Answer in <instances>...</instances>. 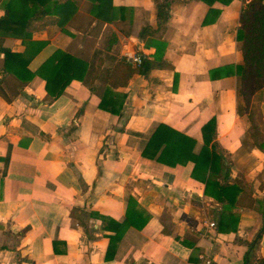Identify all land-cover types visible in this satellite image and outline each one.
<instances>
[{
	"label": "crops",
	"instance_id": "obj_1",
	"mask_svg": "<svg viewBox=\"0 0 264 264\" xmlns=\"http://www.w3.org/2000/svg\"><path fill=\"white\" fill-rule=\"evenodd\" d=\"M72 1L78 7L64 26L47 25L26 40L0 33V264H258L264 149L249 114L239 111L241 77L231 71L243 63L237 40L243 0L215 3L221 13L210 24L203 23L205 3L174 1L162 34L172 67L112 88L127 95L121 116L100 108L110 86L96 78L94 56L104 64L138 53L153 59L156 49L146 45L153 38L140 35L157 28L156 4L112 0L124 8L123 18L108 23L92 14L91 0ZM106 30L113 35L104 46ZM5 48L30 57L33 72L57 50L90 67L85 81L53 98L39 75L24 84L4 71ZM260 111L264 122V102ZM214 117L224 166L213 178L248 189L230 209L192 178L193 163L171 167L142 155L159 124L192 137L199 152L202 128ZM260 133L264 144V126ZM128 212L148 223L128 227L108 256L116 230L104 220L122 224Z\"/></svg>",
	"mask_w": 264,
	"mask_h": 264
},
{
	"label": "trees",
	"instance_id": "obj_2",
	"mask_svg": "<svg viewBox=\"0 0 264 264\" xmlns=\"http://www.w3.org/2000/svg\"><path fill=\"white\" fill-rule=\"evenodd\" d=\"M174 1L176 0H154L157 11V28L153 30L150 27H145L140 36L143 39L147 36L153 38L146 45H153L152 47L156 49V53L153 55V59L143 53H138L142 60L139 65L134 66L126 58L115 64L114 70L107 81L110 89L101 97V109L121 116L127 95L114 93L112 88L126 87L135 74L147 78L153 69H168L172 67L165 59L167 43L162 40V34L167 29L171 16L170 8ZM198 1L210 7L203 22L204 24L217 21L221 11L214 8L215 3L219 2L223 5H229L232 2V0ZM91 2L93 4L91 12L97 19L113 23L119 18H123L122 12L124 8L114 7L112 0H91ZM77 7V3L72 0H67L63 3L59 0H0V8L5 11V15L0 18V33L24 40L31 39L33 32L42 30L47 25L53 23L60 26L66 25L75 15L74 12ZM259 23H261V28L264 27V0H251L246 8H242L240 26L237 33L238 43L243 42L244 45V48L242 46L244 65H238L235 70L230 68L233 73L235 71L241 77V82L243 75L247 74V65L250 63V54L246 50V45H251L253 38H250L249 34L253 28H257ZM44 44L41 43V47L37 49H42ZM3 54L5 72L15 76L24 84L29 83L35 76L39 75L45 80L46 90L53 98L60 97L73 81H85L90 67L86 60L62 50H57L36 72H33L29 68L31 58L25 56L24 53L13 52L5 48L3 49ZM223 69L228 70V68ZM239 111L240 113L244 112L242 108ZM250 120L256 143L260 148L264 149V144H261L259 139L261 129L264 126L261 111L259 116H252ZM202 131L204 145L197 152V143L192 137L170 125L159 124L154 128L142 155L144 158L156 160L171 167L186 165L189 162L193 163L192 178L205 184V193L208 196L213 197L218 202L228 206L227 209H230L231 206L236 204L239 193L248 189H244V186L239 182L230 183L227 180L219 182L213 178L214 174L220 172L224 166L221 155L218 152L216 118L214 117L208 121L203 126ZM131 202L133 203L134 201L131 200L130 204ZM132 216L128 212L126 221L122 224L104 220L108 222V228L116 230V236L111 238L108 256L115 252L119 240L128 227L134 225L141 228L148 223L147 219L137 222ZM219 230H225L221 222ZM252 255L253 251L248 258L251 259ZM249 264H252V262L250 261ZM258 264H264V258L258 260Z\"/></svg>",
	"mask_w": 264,
	"mask_h": 264
},
{
	"label": "rangeland",
	"instance_id": "obj_3",
	"mask_svg": "<svg viewBox=\"0 0 264 264\" xmlns=\"http://www.w3.org/2000/svg\"><path fill=\"white\" fill-rule=\"evenodd\" d=\"M250 1L243 0V8H246ZM112 35L111 31L106 30L103 41L104 46ZM249 35L250 38H253L251 45H246V50L250 54V63L247 65V74L242 77L240 96L242 109L249 114V119H251L252 116H259L260 106L264 102V27L261 28V23H259L257 28H253ZM238 46L242 52V46L244 48L243 42H239ZM94 58L92 68L96 78L101 79L105 84L114 70L115 63H99V55L97 54H95ZM242 65H244V60Z\"/></svg>",
	"mask_w": 264,
	"mask_h": 264
},
{
	"label": "built area",
	"instance_id": "obj_4",
	"mask_svg": "<svg viewBox=\"0 0 264 264\" xmlns=\"http://www.w3.org/2000/svg\"><path fill=\"white\" fill-rule=\"evenodd\" d=\"M128 62H130L131 64H133V65H139L141 62H142V60H141V57L140 56H130L129 58H128ZM215 223H213V222H211L210 224H209V227L210 228H215ZM207 264H214L213 262H211V261H208L207 262Z\"/></svg>",
	"mask_w": 264,
	"mask_h": 264
}]
</instances>
